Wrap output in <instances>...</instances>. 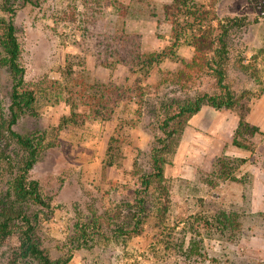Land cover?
<instances>
[{"label":"rangeland","instance_id":"rangeland-1","mask_svg":"<svg viewBox=\"0 0 264 264\" xmlns=\"http://www.w3.org/2000/svg\"><path fill=\"white\" fill-rule=\"evenodd\" d=\"M82 1L39 0L37 4H29L21 0H0V8L12 5L16 10L13 20L22 47L25 81L38 92L33 111L22 114L14 129L46 138L47 146L29 177L39 181L51 207L25 206L31 214L39 215L36 235L42 247L53 260L67 258L68 264H232L244 259L264 262V0H219L216 4L217 13L223 19L246 17L247 23L232 28L228 36L226 81L236 94L247 92L250 98L246 119L261 129V133L250 137L253 149L232 144L238 123L235 109L203 106L190 118L172 162L165 167L171 183L166 215L159 218L153 205L154 195L146 192L150 211L140 235L116 239L105 225L106 232L95 235L91 245L79 239L82 225L92 214L100 217L106 210L113 212L117 205L132 201L135 189L139 188L136 170L149 165V151L158 134L156 114L160 101L213 92L217 87L213 76L201 74L195 83L183 88L170 84L157 88L160 70L178 66L169 56L149 71L137 74L122 65L113 70L97 66L87 56L83 68L91 79L130 84L135 77H142V84L149 90L141 112H138L139 105L130 100L119 103L109 120L75 116L67 100L62 73L67 60L74 59L77 48L73 40L80 32L60 17L70 4L82 10ZM153 1L154 15L130 11L124 17L115 15L116 11L106 1L109 28L142 33L143 48L147 52L170 46L171 25L164 20L161 7L171 0ZM0 16L8 18L1 9ZM174 49L181 56L193 54L188 36ZM240 61L256 62L255 71L240 68ZM0 71V99L6 107L12 83L9 73ZM75 112H88V108L79 105ZM112 137L121 140V148L116 161L109 164ZM6 141L9 140L4 139L1 145ZM9 148L8 152H13L14 146ZM223 152L243 153L239 155L246 158L236 176L254 175L250 207L243 200L240 182L226 180L209 187L198 179V170L208 168L214 157ZM7 154L1 172L9 179L11 169L4 164ZM6 187L1 180L0 191L4 192ZM222 207L239 213V231L228 234L217 227L212 213L214 208ZM86 234L88 238V230ZM17 244L16 237L9 236L0 245V264H8Z\"/></svg>","mask_w":264,"mask_h":264},{"label":"trees","instance_id":"trees-1","mask_svg":"<svg viewBox=\"0 0 264 264\" xmlns=\"http://www.w3.org/2000/svg\"><path fill=\"white\" fill-rule=\"evenodd\" d=\"M22 3L37 4L39 0H21ZM116 11L117 16H126L130 11L154 15L153 0H83L82 10L77 6L68 5L60 17L65 24H70L79 30L73 45L77 48L73 60L68 59L63 70L64 88L68 93L71 111L83 119L109 120L121 102L134 100L141 106L145 104L148 87L143 85L142 77H135L130 84L118 83L113 80L91 79L85 72L87 56H91L95 65L115 69L122 65L129 72L149 71L160 63L164 57H171L178 62L174 69L160 70L156 84L162 88L167 84L181 86L195 83L197 76L208 74L215 78L217 90L198 93L188 97L173 96L160 101L157 109V129L153 144L149 151V165L146 169L137 168L139 188L133 194V200L116 206V210L105 211V215L92 214L88 222L82 225L81 239L91 245L95 235L106 232L104 227L113 232V238L134 237L144 231L147 223L148 200L146 192L154 195L155 211L162 219L170 202V181L165 174V167L172 162L179 147L184 128L190 118L205 105L215 109H235L238 113V123L233 134L232 144L245 149H253L250 137L261 133L258 125L249 122L246 117L250 112L247 92L236 94L226 81V65L229 61L228 36L234 27H242L245 16L221 18L216 10L219 0L197 2L195 0H171L162 4L164 20L171 25V45L163 50L145 51L143 35L124 28H109L105 3ZM8 18L0 16V70L9 73L11 87L9 103L4 107L0 99V183L5 181L7 187L0 191V245L9 236H15L18 244L12 251L8 264H68V259L53 260L42 247L36 235L39 222L38 213L31 214L25 206L36 204L50 208L49 198L44 195L37 179L30 178L29 173L37 162L41 151L47 146L44 135L23 134L14 129L19 117L32 112L38 99L37 89L25 81V67L21 62L22 47L17 35L13 16L15 8L3 5L0 8ZM189 37L193 47L191 57L181 56L174 47L178 42ZM76 66L80 67L76 69ZM238 66L244 70L256 69V62L240 61ZM1 74V71H0ZM256 79L258 76L252 74ZM1 86V85H0ZM79 105L88 108V112L78 114ZM6 141L1 145V141ZM118 138L110 139L109 164L116 161L120 153ZM9 146H14L13 152ZM17 148V150H16ZM8 153L7 162L11 169L9 179L1 172V165ZM14 154L15 158L10 157ZM246 158L221 153L214 157L208 168L198 170V179L209 187H216L226 180L240 182L243 186L242 197L249 207L252 200V185L254 175L244 173L237 177L239 167ZM1 189V188H0ZM238 212L226 208H214L213 219L223 232L233 234L241 229ZM207 222V221H206ZM208 223V222H207ZM88 230V238L86 233ZM110 237V236H109ZM232 264H264L260 261L240 260Z\"/></svg>","mask_w":264,"mask_h":264},{"label":"crops","instance_id":"crops-1","mask_svg":"<svg viewBox=\"0 0 264 264\" xmlns=\"http://www.w3.org/2000/svg\"><path fill=\"white\" fill-rule=\"evenodd\" d=\"M225 153H226V152H225ZM228 154L236 155V156H240V157H241L242 155H239V154H243V153H239V154H237V153H236V154L228 153Z\"/></svg>","mask_w":264,"mask_h":264}]
</instances>
